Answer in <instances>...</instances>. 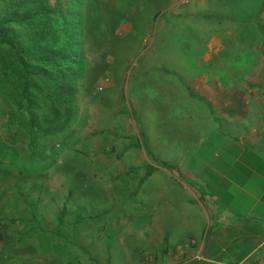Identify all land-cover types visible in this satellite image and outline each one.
I'll return each mask as SVG.
<instances>
[{"label":"rangeland","instance_id":"374dc122","mask_svg":"<svg viewBox=\"0 0 264 264\" xmlns=\"http://www.w3.org/2000/svg\"><path fill=\"white\" fill-rule=\"evenodd\" d=\"M47 2L65 23H74L68 37L77 58L66 66L72 71L65 84L75 91V115L64 131L54 129L47 104L63 109L49 82L53 66L43 72L32 110L26 102L19 108L20 100L0 88V264H150L140 243H121L120 237L132 236L134 222L146 225V212L133 220L141 199L136 178L144 170L137 152L152 148L161 157L166 142V151L177 156L180 145L208 134L210 118L196 115L200 106L185 88L218 90L220 98L235 89L236 100L219 99L216 107L244 108L240 95L254 86L244 83V75L255 69L256 89L264 91V68H257L264 63V0ZM11 28L14 38L34 31ZM216 49L206 64L204 55ZM1 52L7 57L12 51ZM60 54L61 60L70 52ZM183 64L196 85L181 84L169 71H183ZM204 102L211 106L213 100ZM178 110L180 116L171 114ZM137 144L142 147L134 149ZM142 199L147 211L149 198ZM185 227L183 219L168 228L175 243L187 234Z\"/></svg>","mask_w":264,"mask_h":264},{"label":"crops","instance_id":"0c3cea01","mask_svg":"<svg viewBox=\"0 0 264 264\" xmlns=\"http://www.w3.org/2000/svg\"><path fill=\"white\" fill-rule=\"evenodd\" d=\"M216 53L218 49L206 53L205 63ZM257 68L263 69L264 63ZM182 70L169 71L181 79V84L196 85L197 79L190 77L193 71L187 70L185 64ZM254 71L244 75V83L254 85L253 89L238 93L246 102L244 108H228L231 104L226 109L216 107L219 99L236 100L235 89H229L233 95L220 98L218 90L189 92L185 88L187 97L200 106L196 115L207 114L210 126L207 135L180 145L179 155L171 156L166 142L161 157L152 148L148 153L142 148L137 152L143 160L138 169L144 170L136 178L138 188L134 193L141 199L132 210L139 211L133 220L140 221L139 213L146 212V225L134 222L132 236L120 237L121 243L126 238L140 243L139 252L151 254L148 263L264 264V91L256 89L261 82L254 77ZM204 99L213 100V106L206 105ZM179 113L180 110L171 112L173 116ZM198 122L203 125L201 118ZM140 147L137 144L133 148ZM145 179L149 182L146 190ZM145 194L149 198L147 211L142 204ZM183 219L187 234L175 243L168 228ZM143 227H147L146 232Z\"/></svg>","mask_w":264,"mask_h":264},{"label":"trees","instance_id":"16d2710c","mask_svg":"<svg viewBox=\"0 0 264 264\" xmlns=\"http://www.w3.org/2000/svg\"><path fill=\"white\" fill-rule=\"evenodd\" d=\"M53 9L47 0H0V88L9 89L8 98L11 100H20L19 108L23 102H26L29 110H32L34 108L32 106L39 102L42 94L39 85L44 81L45 74L43 72L53 66V70L56 72L55 78L49 79V82H54V89L61 99L58 108L63 110L59 111L54 103H50L51 101L47 106L54 129L62 132L74 120L75 113L72 105L75 91L66 86L65 82L68 78L67 74H71L72 71L66 66L74 65V58L77 57H75V47L70 42L71 37H68L70 26H73L74 23H65L67 21L59 9ZM74 13H76V7H74ZM56 17L61 18V22L63 18L64 24L57 23ZM11 25L20 28L26 25L31 30L34 29L33 35L27 31L23 37L14 38L11 33ZM55 29L57 30L56 34ZM60 42L62 44H58ZM16 43L18 44L16 45ZM42 43L46 45V49L41 47ZM31 45L34 46L33 49L30 48ZM9 49L12 52L8 53L6 57L1 51ZM65 49H68L70 54L60 60V53ZM32 73L35 76L27 75ZM29 79L33 80L29 81ZM44 95L49 94L45 93ZM47 133L49 134V132Z\"/></svg>","mask_w":264,"mask_h":264},{"label":"built area","instance_id":"2783aa9c","mask_svg":"<svg viewBox=\"0 0 264 264\" xmlns=\"http://www.w3.org/2000/svg\"><path fill=\"white\" fill-rule=\"evenodd\" d=\"M183 3H190L192 0H183Z\"/></svg>","mask_w":264,"mask_h":264}]
</instances>
